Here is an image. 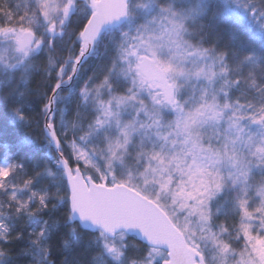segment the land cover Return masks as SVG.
<instances>
[{"label":"snow or ice","instance_id":"obj_1","mask_svg":"<svg viewBox=\"0 0 264 264\" xmlns=\"http://www.w3.org/2000/svg\"><path fill=\"white\" fill-rule=\"evenodd\" d=\"M0 264H264V0H0Z\"/></svg>","mask_w":264,"mask_h":264}]
</instances>
